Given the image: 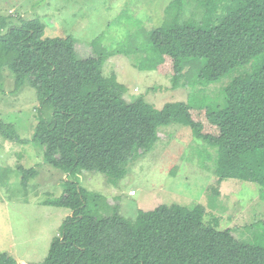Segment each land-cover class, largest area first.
<instances>
[{"label":"trees","instance_id":"16d2710c","mask_svg":"<svg viewBox=\"0 0 264 264\" xmlns=\"http://www.w3.org/2000/svg\"><path fill=\"white\" fill-rule=\"evenodd\" d=\"M183 1L167 7L170 24L150 33L159 59L149 70L172 75L178 83L198 68V77L210 84L264 56V0H236L224 15L218 14L223 0H199L206 10L202 24L182 22ZM11 19L0 14V45L16 89L28 81L36 89L40 119L31 140L3 120L0 136L44 148V163L62 171L66 180L64 194L48 195L43 204L72 212L41 264H264L263 246L207 223L202 205H162L139 211L135 219L119 213L97 217L89 205L100 196L78 181L84 172L97 173L117 185L135 159L154 149L162 127L182 124L194 138L218 149L219 182L235 179L264 191V61L253 73L235 78L217 108L173 102L157 109L143 99H125L126 86L115 75L103 74L104 54L81 58L74 38H45L39 19L19 25ZM20 171L26 189L38 171ZM0 264L21 263L0 252Z\"/></svg>","mask_w":264,"mask_h":264},{"label":"rangeland","instance_id":"374dc122","mask_svg":"<svg viewBox=\"0 0 264 264\" xmlns=\"http://www.w3.org/2000/svg\"><path fill=\"white\" fill-rule=\"evenodd\" d=\"M174 1L0 0V14L12 17L15 25L39 19L45 38H74L81 58L104 54L107 61L103 74L115 75L126 86L127 101L143 99L157 109L173 102L217 108L223 104L225 89L232 81L258 70L264 56L210 84L198 77V68L178 83L172 75L149 70L159 59L150 33L170 24L172 18L166 10ZM235 4L236 0H223L218 14L228 13ZM180 13L182 22L194 19L199 24L206 16L199 0H184ZM8 62L0 45V120L14 125L22 139L31 140L40 119L38 94L29 81L16 89V76ZM159 135L154 149L135 159L117 185L109 184L102 174L84 172L79 176L83 188L100 196L89 205L92 214L108 217L119 213L135 219L139 211L162 205H202L207 223L219 230L231 229L247 244L264 247L263 189L235 179L219 182L218 149L194 138L190 127L172 124L162 127ZM21 167L38 171L26 189L21 185ZM64 180L62 171L44 163L41 145L22 146L0 136V252L21 264L44 261L64 221L72 215L68 209L43 204L48 195L59 198L64 194Z\"/></svg>","mask_w":264,"mask_h":264},{"label":"built area","instance_id":"2783aa9c","mask_svg":"<svg viewBox=\"0 0 264 264\" xmlns=\"http://www.w3.org/2000/svg\"><path fill=\"white\" fill-rule=\"evenodd\" d=\"M131 195H135V193L134 192H132V194Z\"/></svg>","mask_w":264,"mask_h":264}]
</instances>
